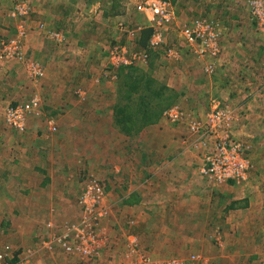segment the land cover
<instances>
[{"label":"rangeland","instance_id":"374dc122","mask_svg":"<svg viewBox=\"0 0 264 264\" xmlns=\"http://www.w3.org/2000/svg\"><path fill=\"white\" fill-rule=\"evenodd\" d=\"M43 1L0 0V247L8 246L15 255L20 251L30 253L33 264H128L139 255L162 263L177 259L180 264H264V247H221L218 242L223 241L224 229L205 232L206 220L199 221L197 230L192 229L193 220L187 216L191 213L189 205H194L190 201L209 196L215 213H220L215 219L221 225L217 217L224 210L226 194L219 196V185L235 182H217L202 176V155L193 143L196 135L192 134V143L184 146V153L178 154L176 146L172 153H160L168 144L164 142L170 145L184 128L169 121L167 109L175 105L205 121L216 101L235 109L232 133L235 130L237 135L239 128L243 129L239 140L251 144L248 140L259 138L255 141L264 150V18L252 15L253 0H169L176 17L167 27L164 43L149 51L145 62L137 59L129 65L110 63L109 53L116 47H142L140 32L134 36L129 32L145 23L144 16L136 10L141 0H120L123 14L113 18L106 12L95 13L100 6L89 7L93 0ZM258 1L263 4L264 15V0ZM19 2L25 4L26 12L13 15L14 4ZM103 2L100 4L106 8ZM48 4L66 12L70 4L82 9L86 5L87 25L70 28L68 35L58 30L64 34V41L51 40L52 44L42 46L45 39L38 29L46 27L49 19L40 23L34 14L37 7L45 9ZM69 13L71 18L77 16ZM196 17L211 19L222 27L224 44L212 72L205 71L211 58H199L179 38L181 25ZM20 22L25 27L24 37L20 36L25 60L6 51L10 44L7 41L16 36ZM47 32L48 29V37ZM172 47H178V60L165 54ZM38 52L44 74L35 81L26 71V60ZM49 68L56 73H49ZM134 68L151 70L155 79L176 91L177 98L157 121L129 136L114 123L113 106L126 103L122 89L126 75ZM33 95L38 97L39 105L26 114L27 127L17 131L11 121L22 113L13 116L14 111ZM70 130H83L85 134L72 139ZM35 148L46 151L39 150L31 156ZM39 153L43 159L52 155L63 169L81 165L72 191L66 186L58 190L59 183L52 185L60 195L58 201L50 202L49 198L43 203L40 198L45 195L41 192L46 183L43 181L40 187L29 183L32 163L44 162ZM259 160L264 164L263 157ZM174 169L176 173L168 174ZM23 170L25 177L20 178ZM89 175L103 187L100 207L105 208L106 215L101 216L96 227L99 235L104 232L105 240L89 257L66 256L56 239L63 224L83 227L88 212L79 203L78 195ZM50 188L47 196H54ZM109 230L114 242L103 253L108 248ZM128 232L138 239L128 237ZM44 240L50 241V249L42 246ZM117 245L118 250L113 252Z\"/></svg>","mask_w":264,"mask_h":264},{"label":"built area","instance_id":"2783aa9c","mask_svg":"<svg viewBox=\"0 0 264 264\" xmlns=\"http://www.w3.org/2000/svg\"><path fill=\"white\" fill-rule=\"evenodd\" d=\"M23 2L15 3L12 14H24L26 12ZM136 10L145 18L143 25H137L136 29L129 30L132 36L137 35L143 26L152 27V32L148 38L147 44L144 47H139L134 50H126L125 48H114L110 51V63L116 65H129L137 59L146 61L149 56V51L158 48L165 40V32L167 27L172 24L176 17L174 6L169 0H141L136 5ZM263 4L258 0L251 2L252 15L263 19ZM262 12V14H261ZM25 27L20 22L17 25V34L10 38L7 43L6 51H12L19 58L25 60L21 54L22 45L21 37H24ZM50 40L56 43L64 41V34L59 31H48ZM222 27L215 21L196 17L181 25L179 30V38L185 42L187 47L199 58H211L205 66V71L212 72L215 60L221 52ZM15 37V38H14ZM4 43V44H7ZM178 47L169 48L165 54L178 60ZM115 60V62H112ZM26 71L29 76L37 81L44 72L42 67L35 60H26ZM39 99L33 95L29 102L19 104L15 111V116L18 112L22 115L17 116L11 125L17 131H23L26 126V114L31 111L30 108L38 107ZM166 116L171 123L179 124L186 123L189 133L196 135L193 143L199 149L202 155L203 165L200 169L202 176L212 181H228L242 182L248 179L252 164L248 157L249 145L240 141L232 133L233 122L235 119V109L229 105H221L216 101L211 111L207 114L205 121L197 119L193 115H186L184 111L177 106H172L166 110ZM52 129H55L52 127ZM192 143V142H191ZM103 195V187L94 176H87L84 179L82 190L79 192L78 201L84 205L88 212L84 217L83 227H77L74 224H63L60 233L56 239L59 248L66 256L77 255L89 257L92 253H96L101 240H105L104 232H97V221L101 216L106 215L105 208L100 207L101 197ZM85 211V214H87ZM42 246L51 248L50 241L42 242ZM8 246L0 247V264H33L32 257L25 252H17L16 255L11 253ZM16 256V257H14ZM128 264H180L177 259H172L167 263L152 260L151 257L139 255L135 261H130ZM126 264V263H124Z\"/></svg>","mask_w":264,"mask_h":264},{"label":"crops","instance_id":"0c3cea01","mask_svg":"<svg viewBox=\"0 0 264 264\" xmlns=\"http://www.w3.org/2000/svg\"><path fill=\"white\" fill-rule=\"evenodd\" d=\"M117 1H118V4L120 5V14L114 15V16H110V15H107V16L113 18V17H117L123 14L122 10L124 9V7H122L120 0H117ZM42 2L44 1L42 0ZM72 2H76V1L72 0ZM102 2H103L102 0H95V1L93 0L91 4L89 5V7L93 6L95 8V5L99 4L98 6L100 7L94 10L95 13L108 11L112 5V0L110 1L105 0V3L103 2L106 8L102 7L101 5ZM67 3H71V2H67ZM74 7H75L74 4H70V8H69L70 10H67L68 12L63 10L60 6L50 7V4H48V6L45 9L43 7L36 8L35 10L36 13L34 14V17L40 19L39 20L40 23L42 22V19L44 20L49 19L48 20L49 24L46 23L47 25L46 27L43 24L45 29L44 28L38 29L41 37H44L45 39L44 42L41 43L42 46L44 44L49 46V44L53 43L45 35V32L47 29L48 31L63 30L68 35L70 28H74V27L81 28L83 24L87 25V22L84 21V18H85L84 15H86V13L88 12V8L86 7V5L83 9L80 8L79 6L76 8ZM71 11L77 16L74 18H71L70 17L71 13H69ZM52 12L55 14H53ZM51 20H53L54 22H52ZM83 31L84 29L79 30V32H83ZM84 39L85 41H87V37H84ZM222 44L224 43H222L221 41V45ZM29 56L30 58L32 57L31 55ZM34 57H32V59H34L37 63H40L38 61L40 57V53L38 52L36 56ZM77 72L78 71H76L75 73ZM49 73L54 74L56 73V71L54 68H49ZM71 74H73V70L70 71V75ZM64 106H66V104H64ZM185 114L186 115H196L194 112L191 113V111L190 112L186 111ZM247 117H248V113L245 115L244 118L247 119ZM164 122L167 124H170L169 122L165 120ZM178 125H181V126L184 125L183 130L181 131L180 128H178V126L177 128L175 127L176 129L180 130L181 133L180 135H178L177 139L172 140V143H170V145H168L169 141L164 142V144L166 143L168 144L164 145V148L160 150L162 151L160 152L162 153V155L174 152L173 148H175V146L179 148L178 154H180L183 152L184 146H186L189 142H192L193 137H192V134L189 133L186 123H179ZM253 128L257 129V127H253ZM242 130L243 129L239 128V131H237L238 132L237 135L236 133H234L235 132L234 130L233 131L234 136L239 139L240 137H238L239 136L238 134L243 133ZM40 131L43 132L42 129ZM78 134H85V133L83 132V130H79L78 132H75L74 130H70L69 132V135L72 139L81 137V136H78ZM162 136H166V138H169L168 137L169 135H162ZM257 137H261V136L257 135ZM242 139H244V137L241 138V140ZM258 139L259 138L253 139V142L252 140L247 139L248 141L251 142V144L250 143L248 144L246 140H243L247 145H249L248 157L252 164V169L249 173L248 179L244 182H231L230 181L228 183H223L219 185V189L221 191L219 196L223 197V195L226 194V197H223L225 198V201H224L225 205H224V210H223L224 212L222 211L221 213L222 215L220 217H217L222 220L221 225H218L219 220L215 219V217L220 213H215V209L212 207V205L209 202L210 201L209 196L202 195L201 197H199V199L198 198L192 199L190 203L193 202L194 205L188 203L190 204L189 212L191 213L187 216H191L193 220L192 229L194 228V230H197V228L200 227L198 223L199 221H202V220L208 221L205 223V232H209L212 229H218V228L224 229L225 234L224 236L222 235L223 241L218 242L221 247H264V164H262L259 160L260 157L264 158V150H262L258 141H255ZM180 147H182V149H180ZM39 150L41 149L35 148V150H32L31 156L33 155L34 152L39 151ZM68 150H69V147H67V151ZM42 151H46V150H41V152ZM38 156L42 157L40 153L38 154ZM43 161H44L43 163L39 162V164H37L35 161L32 163L31 169L28 173L29 174L28 177L30 178V181H31L29 183L30 185L40 187L41 183L44 181L46 183V188L44 192H41V194H45V195H43L40 199L44 200L43 203H47L49 198H50V202H52L53 200L58 201V199L60 198V195H58V192H56V189L54 188L56 186H52V185L59 183L61 186L56 187L58 190L66 186V187H70V190L72 191L74 186L77 185V182H75L77 180H75L74 176L78 175L77 170L80 169L81 165H78V164L70 165V168L63 169L61 164H58V161H56V158L54 159L52 155L51 157H47V159H43ZM23 166H25V164ZM24 172L25 170L22 171V173ZM168 172H169L168 174H173L175 172V169L172 171H168ZM24 175L25 173L20 178H24L25 177ZM42 177H44V179ZM59 179L63 180L62 183L57 182V180ZM49 187H52L50 188V192L54 196H47V190ZM54 204H55V201L53 203H50L49 206L54 205ZM41 207L43 206H39L38 208H41ZM172 209L173 208H170L169 210L173 211ZM116 232L117 231H115L114 234H116ZM108 233L110 234V237L108 240L109 243L107 246L108 248L105 249L103 253H106L109 250V247H111L112 243L114 242L112 231L109 230ZM125 233L124 235L127 234ZM128 235H127L128 237H134L138 239L137 235L133 233L128 232ZM118 248H119V245H117V248L112 251L114 252L118 250ZM223 260L224 259H221V261Z\"/></svg>","mask_w":264,"mask_h":264},{"label":"trees","instance_id":"16d2710c","mask_svg":"<svg viewBox=\"0 0 264 264\" xmlns=\"http://www.w3.org/2000/svg\"><path fill=\"white\" fill-rule=\"evenodd\" d=\"M106 14L110 16L120 14L117 0H112V5ZM143 24L139 23V25ZM139 32L141 35L139 44L144 47L152 27L143 26ZM126 76L125 87L122 89L125 91L126 103H116L113 106V119L120 131L130 136L142 126L157 121L161 112L175 102L177 95L176 91L164 81L155 79L151 70L134 68L133 72Z\"/></svg>","mask_w":264,"mask_h":264}]
</instances>
